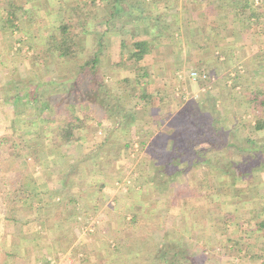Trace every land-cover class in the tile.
I'll use <instances>...</instances> for the list:
<instances>
[{
	"label": "rangeland",
	"instance_id": "obj_1",
	"mask_svg": "<svg viewBox=\"0 0 264 264\" xmlns=\"http://www.w3.org/2000/svg\"><path fill=\"white\" fill-rule=\"evenodd\" d=\"M13 1L16 3V11L18 12L16 24L19 28L7 32L4 30L3 22L7 17L8 10L11 8L8 0H0V52L3 53L0 58V136L7 135L9 141V143L0 145V230H6L5 251L9 253V256L14 254L12 246L15 236L13 234H17V229H19L16 217H18L17 215L23 207L21 204L23 201L29 202L28 200H32L37 196L35 192L39 188L35 178L43 173L56 172V169L53 170L51 166L41 164V158L44 155L43 145L41 144L42 142L46 143V141L51 142V137L47 136L46 133L43 134L44 130H42V134L35 131H38V129H49L51 131L56 129L57 124H59L48 123L45 118L48 112H44L42 109L38 110L34 105L24 103L13 105L8 101L10 95H15L18 91L25 93L34 88L37 82L41 81L40 77H43L44 80L56 77L53 75L55 70L53 65H49L44 69V71L49 70L51 72L48 76L46 73L41 76L33 72L28 60L42 43L39 37L42 34H47L48 25L46 23L49 20L36 6L39 1L32 3L27 2V0ZM61 1L65 3L66 0ZM82 1L85 0H67L65 4L72 5ZM147 1H153L154 11H164L169 3L175 5L178 9L186 6L189 8L190 2L194 0ZM55 2L58 3V0ZM254 4H264V0H254ZM58 5H50L51 15L57 10ZM41 7L44 10L48 6L43 4ZM147 8L148 5L145 9ZM91 10L97 15V23L109 18L108 7L99 0ZM243 17L245 16H242L239 21L244 25V36H253L252 39L247 38L249 39L248 44H250L248 48L252 52H245L247 50H244L245 46H242L243 48L239 51H243L238 53V56L236 54L238 61H235L234 58L230 60V64L224 63L226 69L224 67V70L219 71L220 77L217 78V82L211 75V72L214 73L218 69V65H216L219 64L217 58L213 56L215 62L212 61V63L214 62L215 66L211 65L210 68H206L204 62L206 65H210L207 63L209 56L205 54L207 57H201L203 62H200L198 52L201 49L197 46H193V48L189 46L188 51L190 50V53H187L186 57L190 56V58L186 60L182 54L186 51L188 45H185L183 37L180 40L175 39V34L171 41H173V44L176 43L175 46L179 48H175L174 51H177L175 52V59H177L176 56L179 57L178 59L182 61L181 64H175L174 62V66L169 67L164 74L163 72L160 74L157 72L159 71L156 70L157 66L152 69L154 72H151L149 66L157 63L154 61L156 53L149 52L146 57L136 62L128 56V50L121 47V39H125L127 45H130L131 40H151V38L157 37L159 33L157 28L137 23H127L125 28H122L123 22H117L115 24L117 25L116 28L109 35L106 48L107 57L102 64V72L109 84L111 96L102 100L107 104L104 109H100L99 106H85L83 112L89 116L86 119V124L84 123L85 126L76 130L74 140L64 143L65 145L75 146V149L80 141L93 144L94 149L91 151L84 149L82 152L85 153L84 156L93 154L96 165L93 168L89 167V170L96 171L95 175H101L102 180L101 183L95 182L93 184L90 181L88 185L93 189H99L103 193L102 188L104 189L109 183L114 186L112 187L113 197L127 195L122 193L129 191L128 194L132 196V201H126L123 197L121 199L127 204L131 203L132 207H144L143 212L146 213V217L141 218L139 214L136 220V226L137 223L141 222L137 234L140 232L138 234L139 239H143L150 249L155 247L160 252L163 247L168 250L169 244L185 243L192 252L195 251L197 255L203 256V258L200 257L202 264H234L227 260V255L230 253L236 259L239 256L238 250L237 248L230 250L229 247L231 245L235 247L236 241L239 240L238 234L240 231H237V229L240 224L244 228H249L252 225L253 222H250L251 215L246 214L244 220L242 215L233 211L232 213L238 216L228 218L229 220L234 218V222L224 220L225 216L222 215L221 208L218 205L223 198L222 192L227 190L225 189L227 180L220 178L224 172L221 170L216 172L205 165L184 168L185 164L180 160H176L169 169L162 168L163 171H161L159 165L157 167L155 164V159L151 154V150L148 149V145H143V143L148 140L146 138L148 135L151 138L150 142L154 144L153 150L160 151L161 145L164 144H162L161 139L158 141L153 138V135L168 129L167 125L169 124L168 120H171V114L177 113L186 106L193 107L194 103L199 101L203 103L201 111L203 108L206 111L215 110L216 117H219L218 112L221 113L224 117L221 125L219 124L221 129L233 134V130L238 128L240 142L251 135L257 143L264 144V129L256 131L254 128L257 116H262L263 112L257 114L253 107H250L246 102L248 90L259 84L260 79L264 83V17L261 18L263 24H260V28L255 27V29H246L248 21ZM166 21L170 22V17H167ZM169 28L164 30L166 37L169 36L168 38L171 37ZM83 40L85 41L84 44H87L86 48H82L84 53H88L96 47V41L91 37L88 40ZM159 43L155 41L151 46L152 50ZM10 44L12 45L11 49H9ZM219 47L222 49H215L212 55H220L216 53L217 50L228 52V49L224 48L226 46ZM236 50L238 51V49ZM231 65L232 68H229ZM236 70L243 76L237 80V83L231 78L234 77ZM192 71L205 72L207 78L202 79V82H199L198 85L188 84L187 81L192 79L190 75ZM164 77H167L166 80L170 84L167 86V90L164 89V84L161 82ZM125 79L127 81H124ZM52 91L50 90V92ZM143 92L151 94L148 101L144 99L146 104H143L145 102L143 99L138 98ZM161 92L166 93V95H159ZM198 92L199 94H197ZM214 103L215 106H213ZM176 105L177 107H175ZM76 108L78 116L84 117L83 112L78 110L79 106ZM60 116L61 118H58L60 122L62 124L66 123L67 114ZM170 125H172V122ZM31 130H35L32 136L29 133ZM146 131L151 132L146 134ZM64 144L56 147H63ZM220 148L213 150L210 154L217 157ZM218 155H221V151ZM224 156L226 155L224 154ZM98 162L100 165H98ZM85 167V164H80L77 167L78 172L81 174L86 172ZM261 172L256 173L258 179L255 175L240 179L238 186L231 187L232 195L229 196L233 197L239 192L242 193V191L247 190L246 187L249 184H255L260 179L264 181L263 172L260 174ZM76 175L78 178L77 173ZM204 178L207 179V185L202 186L199 189L201 193L198 194L194 189H196L198 183H204ZM21 184L25 185L24 187H27V190L19 192L21 194V196L19 195L20 198L11 199L10 193L18 192V187ZM186 184H188L187 187ZM256 189V195L264 193V186ZM251 192L255 194L253 189ZM245 194L250 193L245 191ZM231 199H229V203L234 200ZM97 214L94 212L92 216H86L85 223L91 227H93V224L94 226L97 225L99 219L101 220L104 217V215H101L103 217L100 216L99 218ZM129 215L127 213L122 217L125 224L131 221L127 219ZM95 231H86V233H90L87 236L92 238V233ZM108 231L105 228L104 232H101V237H105L103 241L108 243L103 242V244L110 250L115 246L111 242L114 240L109 237ZM127 234H131V230ZM160 238L166 239V243H161ZM3 239V236L0 237V243L5 241ZM250 239L260 242L264 239V230L243 234L244 253L248 255V250L251 249L249 255H254L252 252L258 253L262 249L261 254H255V258L252 257L254 260L251 263L260 264L261 259H264V248H261V246L258 248L250 246L249 248ZM83 246L88 250L86 244ZM213 246H215V249L211 248ZM72 254L76 257L74 263L79 264V259L75 256L78 254V249L75 248ZM105 254L106 251L103 250V255ZM54 256L57 259L61 254L56 253ZM0 258H4V263H6V254L0 255ZM235 263L239 262L236 261ZM55 264H70V262L57 261Z\"/></svg>",
	"mask_w": 264,
	"mask_h": 264
},
{
	"label": "trees",
	"instance_id": "obj_2",
	"mask_svg": "<svg viewBox=\"0 0 264 264\" xmlns=\"http://www.w3.org/2000/svg\"><path fill=\"white\" fill-rule=\"evenodd\" d=\"M37 1L39 3L36 6L39 7V11L43 12L49 22L47 21L46 23L48 25L47 34H42L39 37L42 43L37 47L35 54L28 60L33 72L41 76L43 73L48 76L51 72L49 70L44 71V69L49 65H53L55 69L53 75L56 77H51L47 80L40 77L41 81H38L34 88L25 93L18 91L15 95H10L8 101L13 105L19 103L34 105L38 110L42 109L44 112H48L47 116H44L46 121L54 124L59 123L56 129L50 131L52 145L59 146L74 140L76 138V130L85 126L86 119L89 118L88 114L83 112L85 106H99L100 109H104L105 105H107L102 100L110 98L111 90L105 80V75H103L102 64L107 57L108 39L111 31L117 26L115 24L123 22L122 28H125L127 23H137L157 28L159 33L157 37L151 38V40H131L130 45H127V41L121 39V47L124 50L127 49L128 56L138 62L151 52V46L155 41L160 42L169 37H166L164 30L168 29L169 26L171 27L174 24L173 22H179L178 12L174 11V7L171 4H168L164 11H154L153 1L147 0H99L108 7L109 18L97 23V15L92 12L91 8L96 5L98 0H85L72 5H66L67 0L65 3L61 0H58V3L55 2L56 0H27L29 3ZM221 1H230L239 9L237 15L239 17L241 15L245 16L243 19L248 21L246 29L260 28V24H263L261 18L264 17V4L255 5L254 0ZM8 4H10L11 9L8 10L7 17L3 23L5 26L4 30L11 32V30L14 29L15 31V28H19L18 24H16L18 12L16 11V3L13 0H8ZM43 4L48 6L44 10L41 7ZM51 4H59L52 15L50 14L52 11L49 9ZM147 5L148 8L145 9ZM39 15L41 14L39 13ZM167 17H170V22L166 21ZM112 21L114 22L113 24ZM90 37L96 41V47L88 53H84L82 48H86L87 44H84L85 41L83 39L88 40ZM11 46L10 44L9 49H11ZM2 54L0 52V58ZM235 72L234 77L231 78L237 83V80L243 76L238 70ZM260 80L259 84L248 90L246 97V102H248L250 107H253L257 114L263 112V115L257 116L255 120L254 128L256 131L264 129V83ZM124 81H127V79ZM50 90L53 91L50 92ZM150 97L151 94L144 92L138 96L139 99H146L147 101ZM146 100H144L143 104H146ZM194 104L193 107L186 106L180 109V112L177 111V113L171 114L172 117H170L171 120H168V123L172 122V125L169 126L168 124V129L153 135V138L158 141L161 139L162 144H164L163 146L161 145L160 151L153 150L154 144L150 142L151 138L148 135L146 136L148 140L144 141L143 145H148L157 167L159 165L161 171H163L162 168L167 170L174 165L176 160L184 163V168L205 165L216 172L218 170L224 172L220 178L227 180L226 184L230 186L226 187L228 189L236 186L240 179L256 176V173L260 171L263 172V174L262 172L260 174L264 176V144L257 143L251 135H248L246 140L240 142L238 128L233 130V134L221 129V121L224 118L221 113L218 112L219 117H216L215 114L217 113L215 110L206 111L203 108L201 111L203 103L198 101ZM77 106H79V112H83L84 117L78 116ZM213 106H215V103ZM62 114H67L68 117L67 122L64 124L58 119L61 118L60 115ZM148 132L151 131H146V134ZM3 143H9L7 135L0 136V145H3ZM219 147H221V155H218L219 151L217 152V157L212 156L210 152L219 149ZM256 178L258 179L259 177L256 176ZM203 182L198 183L196 189H194L198 194L201 193L199 189L207 185V179L204 178ZM24 186L23 184L19 185L18 192L10 193V198L14 200L20 198L21 194L19 192L27 190V187ZM185 186L187 187L188 184ZM261 186H264L262 179L256 181L255 184L247 186V190L249 188L250 192L252 189L255 191L254 197L256 199L249 210L251 215L250 222L253 223L245 231L243 226L237 229V231H240L238 234L239 240L241 238L243 240L242 233L261 232L264 230V194L256 195V188ZM241 194L247 196L245 191H242ZM220 208L222 215L225 216V221L229 220L228 217L238 216L237 210H234L237 212V214H234L232 213L233 211H227L222 205ZM233 219L229 220V222H234ZM5 235H7L6 230H0V237L3 236V241L6 238ZM239 240L236 241L235 247L230 248L232 250L237 248L238 254L242 250V248L238 247ZM3 243H0V248H2L0 255L6 254L7 256L8 253L5 251L6 240ZM172 244L168 246L167 252L170 257L166 259V264H202L200 257L203 258V256L197 255L195 251L192 252L181 242ZM250 251L251 249L248 250V253ZM260 251L256 255L261 254ZM0 264H5L4 258H0Z\"/></svg>",
	"mask_w": 264,
	"mask_h": 264
},
{
	"label": "crops",
	"instance_id": "obj_3",
	"mask_svg": "<svg viewBox=\"0 0 264 264\" xmlns=\"http://www.w3.org/2000/svg\"><path fill=\"white\" fill-rule=\"evenodd\" d=\"M173 7L174 11L178 12L179 22H173L174 24L169 28L171 37L164 39V42H161L163 41L161 40L154 50L151 51L156 53L154 61L157 63L149 66L150 70L157 66L156 70H159L157 72L159 74L163 72L164 74L169 67L174 66V62L175 64H181L182 61L178 59L179 57L176 56L177 59H175V52L177 51H174V49L179 48L175 46L176 43L173 44V41H171L174 38V34L176 36L175 39L180 40L183 37L185 45H188L186 46V51L182 54L186 60L190 58V56L186 57L187 53H190V50L188 51L189 46L191 48L197 46L201 49L198 52L200 62H203L201 57L209 56L207 63L210 65H206L204 62V67L206 68L214 65L215 60H213V56L217 58L219 62V64H216L218 65V69H216L217 73L211 72L212 77L215 78V82L220 77L219 71L224 70V63L230 64V60L234 58L235 61H238V53L243 51H239V49L245 46L244 50H247L245 52H252L248 48L250 45L248 41L253 36H244V25L239 21L242 15L241 17L237 15L239 9L230 1L194 0L190 2L189 8L186 6L185 8L178 9L175 5ZM252 33L255 34L254 32ZM206 44L208 45L206 46ZM219 46H226L224 48L228 49V52L226 50H222V52L217 50L216 53L220 55H212L215 49L220 48ZM212 61L214 62L212 63ZM229 68H232V65ZM151 72L154 71L152 70ZM166 78L164 77L161 80L165 90L170 85ZM187 82L188 84L198 85L199 82H202V79L192 78ZM162 92L159 95L165 96L166 93ZM42 130H44L43 134L46 133L47 136H51L49 129L31 130L29 133H31V136L34 131L42 134ZM41 145H43L44 151L43 157L40 156L42 157L41 164L51 166L53 170L56 169V172L43 173L35 178V182H37L39 188L35 192L37 194L35 196L36 199L28 200L29 202L23 201L21 204L23 206L21 208L22 212L20 211L17 215L18 217H16L19 229H17V234H13L15 236H13L12 246L14 254L6 256L5 264H55L57 261L75 264L76 257L72 254L75 248L78 249V254L75 256L79 259V264H166V259L170 255L165 247L161 248L159 252V249L155 247L150 249L143 239H139L138 234L140 232L137 234V231L141 222L137 223L136 226V220L139 214L141 218L146 217V213L143 212V206L132 207L131 203L127 204V202L122 201V197L126 201L131 200L132 196L128 194L129 191L121 192L127 195L113 197L112 187L114 186L109 183H107L104 189L102 188L103 193L99 189H93L88 185L90 181L93 184L95 182L101 183L102 180L101 175H95L96 171L89 170V167L93 168L96 165L93 154L84 156L85 153L82 152L84 149L86 151L94 149L92 143L80 141L76 149L75 146H70L69 144H64L63 147L57 148L50 141H46V143L42 142ZM80 164H85L86 166V172L82 174L77 170ZM98 165H100L99 162ZM76 173L78 174V178ZM227 187L230 186L227 185ZM225 189L227 190L222 192L223 198L218 205H222L227 211L237 210L243 219L246 214L250 215L249 210L256 199L254 192H250L248 188V190H244L249 191L248 197L245 195L241 196V192L231 197L229 196L232 195L231 190L226 187ZM230 198L234 199L232 203L228 202ZM94 212L98 213L99 218L101 215H104L105 218L101 216L103 219H99V223L95 225L96 227L94 224L91 227L85 223L86 216H92ZM127 213L131 215L127 218L131 221L125 224L122 217ZM240 227H242L241 224ZM105 228L109 230V237L114 240L111 242L114 243L113 246L115 247L110 248V250L105 246L108 242L103 241L105 237H101V232H104ZM94 230L96 231L92 233V238H89L87 234L90 235V233H86V231ZM130 230L131 234H127ZM243 230L245 231L246 227ZM160 240L161 243H166V239L160 238ZM84 244H86L88 250L83 246ZM183 244L184 246H188L185 243ZM250 245L255 248L259 246L264 248V239L260 240V242L250 239ZM80 247L81 249H79ZM238 247L243 248L241 255L238 254L239 256L235 259V257H232L228 253L227 260L234 264H251L254 260L252 257L254 256L255 258L257 252H252L254 255L244 253L245 242H243L242 238L239 240ZM211 248L215 249V246ZM103 250L106 251L107 255H103ZM56 253L61 254L57 259L54 256ZM80 254L81 256L79 257ZM234 260L239 263H235ZM260 264H264V259H261Z\"/></svg>",
	"mask_w": 264,
	"mask_h": 264
},
{
	"label": "built area",
	"instance_id": "obj_4",
	"mask_svg": "<svg viewBox=\"0 0 264 264\" xmlns=\"http://www.w3.org/2000/svg\"><path fill=\"white\" fill-rule=\"evenodd\" d=\"M190 75L193 79H197V78L206 79L207 78V74L205 72H200V71H192Z\"/></svg>",
	"mask_w": 264,
	"mask_h": 264
}]
</instances>
